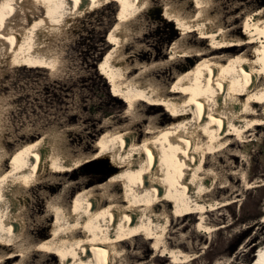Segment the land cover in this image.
I'll return each mask as SVG.
<instances>
[{
    "label": "bare ground",
    "instance_id": "bare-ground-1",
    "mask_svg": "<svg viewBox=\"0 0 264 264\" xmlns=\"http://www.w3.org/2000/svg\"><path fill=\"white\" fill-rule=\"evenodd\" d=\"M105 1L0 0V67L15 59L56 69L60 57L54 42L67 33L71 22ZM120 1L122 20L110 32L114 48L103 60L102 72L113 93L126 101V117L131 116V121L107 129L89 153L81 149L74 153L58 132L44 133L13 152L0 138V264H28L37 252L42 259L58 257L61 264H130V257L140 253L128 251L127 245L143 234L153 241V252L168 254L176 264H191L192 256L180 245L170 249L166 243L172 216L193 218V213H199L198 229L204 228L205 204L220 205L209 198L220 175L204 167L207 153L229 145V136L244 139L247 128L255 131L264 124L257 114V106L264 102V82H259L264 41L249 47L256 37L264 36V7L244 22L240 36L211 15L213 0H164L160 16L180 33L170 48L171 59L164 65H131L124 53L131 39L126 22L137 18L151 0ZM189 2L195 14L186 11ZM43 4L53 7L49 15L43 13ZM36 10L38 20L28 14L36 15ZM191 33H197L207 47L185 44ZM235 48L238 53L231 55ZM214 52L219 54L206 57ZM178 55L188 62L200 61L187 71H178L168 88L148 78L157 67L172 65ZM260 64L262 69L257 67ZM142 103L146 105L140 109ZM161 108L170 120L166 125L159 116L145 114L146 109ZM145 121L140 138L133 126ZM96 160L109 163L110 177L82 189L70 202L65 194L74 182L56 195L41 192L47 205L38 220L52 234L41 239L33 236L26 203L29 191L40 185L53 188L59 176ZM7 161L10 167L5 171ZM221 184L231 185L224 176Z\"/></svg>",
    "mask_w": 264,
    "mask_h": 264
},
{
    "label": "rangeland",
    "instance_id": "rangeland-1",
    "mask_svg": "<svg viewBox=\"0 0 264 264\" xmlns=\"http://www.w3.org/2000/svg\"><path fill=\"white\" fill-rule=\"evenodd\" d=\"M213 1L211 15L224 27L234 28L232 34L238 33L240 36L244 22L264 7V0ZM188 5L186 11L195 14L193 5L190 2ZM41 7L45 15H49L53 9L48 4ZM164 7V0H151L147 9L137 18L126 22L130 28L131 44L129 42V46H125L124 53L130 56L128 62L131 65H164L171 59L170 48L180 38V33L175 30L173 23L166 22L160 16L159 11ZM123 9L124 4L120 0H106L95 9L86 10L75 23L71 22L72 26L67 33L54 42L60 57V67L56 69L38 68L15 59L11 64L7 61L1 65L0 106L4 112L1 114L0 138L10 152L48 132H58L64 136L66 146L74 153L80 149L85 153L94 152L96 141L107 129L109 131L114 125H124L131 121V116L126 117V101L118 99L113 93L108 78L102 72V62L114 48L110 32L122 20ZM37 10L36 15L28 13L29 16H36L35 20L39 18ZM198 37L197 33L189 34L185 44L206 48V41ZM263 41L264 36L256 37L249 47ZM236 50L230 54L236 55ZM213 54L219 53H209L206 57H212ZM178 56L175 64L157 67L148 78L168 88L176 79L178 71H187L200 61L197 58L188 62ZM257 67L263 68L261 64ZM134 73H139V70ZM263 77L264 69L261 70L259 82H264ZM145 105L142 103L140 109ZM145 114L146 117L159 116L162 125L170 122L162 108L159 111L146 109ZM257 114L264 118V102L257 106ZM146 123L133 126V131L139 132L140 138L144 137L142 130ZM246 130L244 139L237 135L229 136V145L222 146L212 154L207 153L208 158L205 157L207 162L204 167L213 168L220 175L214 192L209 194V198L218 201L220 205L211 208L205 204L204 228L198 229L199 213H193V218L172 216L173 222L168 227L166 243L170 249L180 245L185 253L192 256L191 264H263L264 124L255 131L251 128ZM4 165L7 171L10 167L8 161ZM111 173L108 162L96 160L64 177L59 176V183L53 188L40 185L31 189L26 203L32 235L41 239L42 235L52 234V230L38 220L43 217L47 205L41 195L43 190L56 195L68 183L74 182L75 185L67 188L65 194L70 202L79 191L102 183ZM223 176L228 178L231 185L221 184ZM222 186L226 187L221 189ZM181 225L186 227L181 229ZM152 242L143 234L134 240L133 245H127L128 251L134 250L133 254L140 253L138 256H141L130 257V264H176L168 254L153 252L150 248ZM155 255H159L158 259L154 258ZM41 257L42 253L37 252L28 264H61L58 257Z\"/></svg>",
    "mask_w": 264,
    "mask_h": 264
},
{
    "label": "water",
    "instance_id": "water-1",
    "mask_svg": "<svg viewBox=\"0 0 264 264\" xmlns=\"http://www.w3.org/2000/svg\"><path fill=\"white\" fill-rule=\"evenodd\" d=\"M161 11H159V13H160Z\"/></svg>",
    "mask_w": 264,
    "mask_h": 264
}]
</instances>
